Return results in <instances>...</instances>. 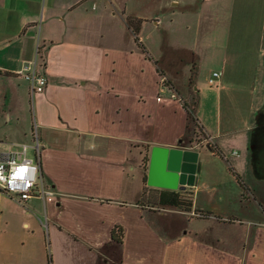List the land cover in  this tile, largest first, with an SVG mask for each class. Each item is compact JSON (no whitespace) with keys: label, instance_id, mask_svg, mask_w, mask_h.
I'll use <instances>...</instances> for the list:
<instances>
[{"label":"crops","instance_id":"0c3cea01","mask_svg":"<svg viewBox=\"0 0 264 264\" xmlns=\"http://www.w3.org/2000/svg\"><path fill=\"white\" fill-rule=\"evenodd\" d=\"M166 1L161 20L146 0H0V109L31 99L29 130L1 140L0 155L31 142L35 123L52 190L27 206L0 190L21 208L0 203V264H264V0H200L184 82L162 60L182 39L165 18L196 5ZM35 58L48 79L33 90L19 69ZM154 145L196 156L192 183L176 189L191 190V210L154 208L171 189L148 182ZM251 196L259 213L244 211Z\"/></svg>","mask_w":264,"mask_h":264},{"label":"rangeland","instance_id":"374dc122","mask_svg":"<svg viewBox=\"0 0 264 264\" xmlns=\"http://www.w3.org/2000/svg\"><path fill=\"white\" fill-rule=\"evenodd\" d=\"M183 3L193 4V5H196L197 7L195 6L194 13H192V12L182 13V12H179L177 8L175 9L176 10L175 13H171L172 11L168 9V13L171 15H167L168 17L165 18V20L168 19L167 20V23H168L167 27L173 29V33L175 34V36L177 38L179 35L180 37H182V39L181 38L178 39L177 42H179V44L177 46H173L170 50H167L166 53L163 54L162 60L170 68H173V67L177 68L178 67V69L180 70L178 79L180 81L184 82L188 79V76L191 73V70L193 68V57L189 51V48L191 47L190 45L192 43V38L190 36H192V34H194L195 26H193V24L196 21V17H197L196 8L199 9L200 0H183ZM166 4L168 6L171 5L169 3V1L165 2V0H146L145 5L143 6L144 14L145 13L148 14V16L150 18L151 17H157V18H160L162 20L165 9H162L161 7L164 5L166 6ZM172 6H175V5L172 4ZM213 9H214L215 16L221 17V16L225 15L226 11L224 12V8L222 7L221 4L219 6H216ZM189 10H191V9H189ZM170 18H173V20H170ZM184 19H188L191 22V28L189 31V35H188V31H186V29L183 28ZM173 22H174V24H171ZM150 23L151 22H149V24ZM133 24H134V26H136L135 22H133ZM154 31H156V27L154 26L153 23H151L144 30L143 34L146 38H150V41H151V38L153 37ZM190 33H191V35H190ZM150 35H152V36H150ZM162 82H163V80H162ZM165 82H167V84H168V80L166 77H165L164 83ZM191 92L193 95H191L189 97V102H190V106L194 107L193 106L195 103V97L193 98L194 90L192 89ZM30 104H31L30 97H28V95L26 93L22 92V94L18 95V98H16V108H17L16 112H12L8 116L6 114V110H3V108L0 109V141L3 140L4 142H12L13 138H16V137H19L20 135H22V132L24 130H27V131L29 130L28 128L30 126V121H31ZM192 127L194 128L193 125H192ZM194 129H195V134H194L193 138H195L196 140L197 139L198 140L203 139L204 133L201 131L200 126L198 125ZM38 131L39 130L37 129V127L34 123L33 139L31 142H28L30 145H35L34 138L36 135H38L39 136L38 138H40ZM259 147L260 146L258 145V148ZM32 150L35 152L34 155H32ZM28 154L32 155L34 157L37 156L36 150L33 146H30L28 148ZM256 185L258 186L259 190L262 192V195L264 197V181H262ZM1 195H2V193H0V203H6V209L8 211H18V210L20 211L21 210V208H19V206H16L14 203L9 202L8 200H3L1 198ZM182 196H183L184 201L187 203V201L190 199V191L188 190V191L182 193ZM238 202H239V200H238ZM246 204L248 205L247 206L248 210H244V211L259 213L258 201H256L253 196H251L250 200H248V202ZM239 205H240V202H239ZM169 207L177 208V209H183L181 206H166V205L163 206V205H159V204H156L154 206V208L159 210V211L162 209L169 208ZM184 210H186V209H184Z\"/></svg>","mask_w":264,"mask_h":264},{"label":"built area","instance_id":"2783aa9c","mask_svg":"<svg viewBox=\"0 0 264 264\" xmlns=\"http://www.w3.org/2000/svg\"><path fill=\"white\" fill-rule=\"evenodd\" d=\"M19 73L30 81L33 90L47 84L48 78L46 74L39 71L37 58L25 62L19 69ZM220 75V70H214L209 77L210 83L215 84ZM164 80L165 77L162 85L168 87ZM38 137L36 135L34 138L35 145L23 142L20 148L5 151L0 155V190L23 205H27L28 200L35 194L44 196L52 191L43 181L39 161L28 154V148L33 146L37 157L39 156L41 143Z\"/></svg>","mask_w":264,"mask_h":264},{"label":"water","instance_id":"95a60500","mask_svg":"<svg viewBox=\"0 0 264 264\" xmlns=\"http://www.w3.org/2000/svg\"><path fill=\"white\" fill-rule=\"evenodd\" d=\"M196 156L193 151L164 145H154L152 148L148 182L152 185L178 189L192 183L196 166Z\"/></svg>","mask_w":264,"mask_h":264},{"label":"trees","instance_id":"16d2710c","mask_svg":"<svg viewBox=\"0 0 264 264\" xmlns=\"http://www.w3.org/2000/svg\"><path fill=\"white\" fill-rule=\"evenodd\" d=\"M1 72V70H0ZM187 105V103H186ZM189 124L192 126L197 127L198 122L196 116L193 114V109H189ZM194 123V124H193ZM239 178V175H237ZM188 190H176V189H161L158 194L157 202L159 204H163L166 206H181L183 209L191 210L193 205V198H192V192L190 191V199L187 201V203L184 201L182 193L186 192ZM204 213V215L209 214L208 211H200ZM123 227L121 225H116L112 230V236L113 239L118 241L119 243L123 240Z\"/></svg>","mask_w":264,"mask_h":264}]
</instances>
